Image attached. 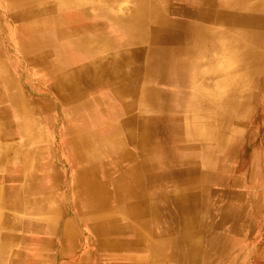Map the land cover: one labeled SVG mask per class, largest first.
Masks as SVG:
<instances>
[{
	"label": "bare ground",
	"instance_id": "6f19581e",
	"mask_svg": "<svg viewBox=\"0 0 264 264\" xmlns=\"http://www.w3.org/2000/svg\"><path fill=\"white\" fill-rule=\"evenodd\" d=\"M0 264H264V0H0Z\"/></svg>",
	"mask_w": 264,
	"mask_h": 264
}]
</instances>
